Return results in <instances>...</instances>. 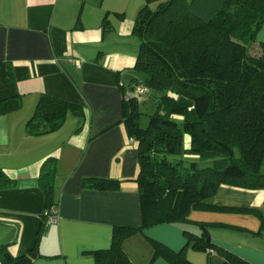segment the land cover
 Instances as JSON below:
<instances>
[{"label":"crops","instance_id":"1","mask_svg":"<svg viewBox=\"0 0 264 264\" xmlns=\"http://www.w3.org/2000/svg\"><path fill=\"white\" fill-rule=\"evenodd\" d=\"M226 1L194 0L192 11L209 20ZM142 7V0H0V100L23 97L20 110L0 118V168L17 180L15 187L0 189V246L9 244L14 255L34 247L47 217L39 178L51 157L58 161L60 221L46 224L39 245L45 257L35 264H96L90 252L110 248L116 226H142L135 182L138 146L122 122V87L136 64L139 47L133 46L132 32ZM258 40L264 43V25ZM7 66L14 76L10 83L5 82ZM42 93L83 106L86 117L70 114L59 131L30 136L26 125ZM87 177L122 185L117 191L84 189ZM212 202L264 215V189L222 187ZM189 220L152 227L146 235L179 251L186 244L185 230L200 233L199 223L211 224L214 243L252 264H264V238L253 234L261 227L257 216L193 211ZM124 251L134 264H168L151 261L153 248L142 234L127 239ZM187 253L195 264L225 262L215 252L189 248Z\"/></svg>","mask_w":264,"mask_h":264},{"label":"trees","instance_id":"2","mask_svg":"<svg viewBox=\"0 0 264 264\" xmlns=\"http://www.w3.org/2000/svg\"><path fill=\"white\" fill-rule=\"evenodd\" d=\"M193 1L145 0L137 17L132 34L140 44L134 70L147 76L143 84L149 93H162L146 128L140 125L138 98L123 102L122 122L138 146L135 182L142 226H116L110 248L90 252L96 264H134L124 243L136 234H142L152 246V262L163 259L168 264H195L188 257L191 248L215 252L224 264H252L214 243L211 224L199 223L200 233L185 230L186 244L179 251L146 235L147 229L159 225L189 223L193 211L253 214L261 221L260 230L253 234L264 238L261 211L212 202L222 187L264 189V43L258 40L264 25V0H227L209 20L193 13ZM13 81L12 68L7 66L5 82ZM135 87L131 83L129 90ZM122 90L125 97L127 87ZM22 107V96L0 100V118ZM70 114L85 118L86 110L42 93L27 122V133H55ZM185 135L191 138L188 149H184ZM202 162L212 163L202 168ZM57 171L55 157L48 158L41 168L39 182L46 211L57 207ZM16 184L17 180L0 168V189ZM121 185L109 178L83 180L84 189L99 191H117ZM47 219L45 216L34 247L25 255L16 256L9 244L1 245V264H35L45 257L39 245Z\"/></svg>","mask_w":264,"mask_h":264},{"label":"rangeland","instance_id":"3","mask_svg":"<svg viewBox=\"0 0 264 264\" xmlns=\"http://www.w3.org/2000/svg\"><path fill=\"white\" fill-rule=\"evenodd\" d=\"M143 7L145 6L146 2L145 0H142ZM142 7V8H143ZM155 7V6H154ZM128 17H132V12H128ZM133 46L139 47L140 41L137 37L133 38ZM131 42V41H130ZM128 50H131V46L127 47ZM134 50V49H133ZM139 50V48H138ZM138 55V52H137ZM146 75L138 70H133L131 73V76L124 79L126 83V87L130 89V84L133 83L134 87L140 83H143V81L146 79ZM134 79L137 80L138 83L134 82ZM140 82V83H139ZM162 95V93L150 90V93L148 95H142L138 97L139 100V109H140V125L143 128H146L149 125L150 117L154 115L158 110V102L159 97ZM191 145V138L189 135H185L184 137V149H188ZM212 162H209L205 164V162H202L200 166L207 167L210 166Z\"/></svg>","mask_w":264,"mask_h":264},{"label":"built area","instance_id":"4","mask_svg":"<svg viewBox=\"0 0 264 264\" xmlns=\"http://www.w3.org/2000/svg\"><path fill=\"white\" fill-rule=\"evenodd\" d=\"M71 63L78 68L82 66V63L79 60H71ZM148 94H149V88L145 84L140 83L136 85L134 90H127L124 99L129 100L132 97L138 98L139 96L148 95ZM130 142L134 143L135 140L130 138ZM47 216H48L47 219L48 224H57L60 221V215L57 207H53L50 211H48Z\"/></svg>","mask_w":264,"mask_h":264}]
</instances>
